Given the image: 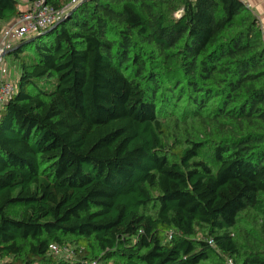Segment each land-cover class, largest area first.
Instances as JSON below:
<instances>
[{"label":"trees","instance_id":"16d2710c","mask_svg":"<svg viewBox=\"0 0 264 264\" xmlns=\"http://www.w3.org/2000/svg\"><path fill=\"white\" fill-rule=\"evenodd\" d=\"M21 7L0 0V24ZM71 11L8 55L19 78L0 105V264H264L233 233L264 214L257 16L243 0Z\"/></svg>","mask_w":264,"mask_h":264},{"label":"built area","instance_id":"2783aa9c","mask_svg":"<svg viewBox=\"0 0 264 264\" xmlns=\"http://www.w3.org/2000/svg\"><path fill=\"white\" fill-rule=\"evenodd\" d=\"M82 1L83 0H75L73 4L78 5ZM22 3L21 14L16 17L13 22L0 30V105L5 104L15 93V88L8 82L9 72L6 64L7 53L22 40L31 38L44 30L52 28L59 23L66 12L69 11L67 8L56 11L48 6L46 0H22ZM50 249L55 254L63 253L69 256L73 255L68 247L60 248L52 245ZM228 264H233V262L229 261Z\"/></svg>","mask_w":264,"mask_h":264},{"label":"rangeland","instance_id":"374dc122","mask_svg":"<svg viewBox=\"0 0 264 264\" xmlns=\"http://www.w3.org/2000/svg\"><path fill=\"white\" fill-rule=\"evenodd\" d=\"M65 8L71 10L77 5L73 4L75 0H64ZM23 4V3H22ZM7 56V55H6ZM6 64L9 72L8 82L12 84L17 91V81L19 74L15 68V64L10 57H6ZM264 203V196H262ZM264 224V214L256 213L252 210H249L241 215V219L233 231L235 238L239 241L241 245L242 252L254 251L264 255V230L262 225ZM107 264H113L108 262Z\"/></svg>","mask_w":264,"mask_h":264},{"label":"crops","instance_id":"0c3cea01","mask_svg":"<svg viewBox=\"0 0 264 264\" xmlns=\"http://www.w3.org/2000/svg\"><path fill=\"white\" fill-rule=\"evenodd\" d=\"M248 9L257 16L260 22V26L262 31H264V0H243ZM15 19L0 24V30L8 25L9 23L13 22ZM6 57H9L8 55ZM7 63V62H6Z\"/></svg>","mask_w":264,"mask_h":264},{"label":"water","instance_id":"95a60500","mask_svg":"<svg viewBox=\"0 0 264 264\" xmlns=\"http://www.w3.org/2000/svg\"><path fill=\"white\" fill-rule=\"evenodd\" d=\"M84 1H87V0H83L82 2H84ZM76 8H77V6L76 7H74L73 9H72V11L71 12H74L75 10H76ZM61 22L62 21H60L59 23H57L56 25H54L52 28L54 29L55 27H57L59 24H61ZM38 37V36H37ZM36 37H34V39H35ZM34 39H31L32 41L34 40ZM30 40V41H31ZM10 54V52H8L7 53V55H9Z\"/></svg>","mask_w":264,"mask_h":264}]
</instances>
